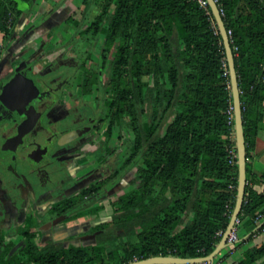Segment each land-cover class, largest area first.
Wrapping results in <instances>:
<instances>
[{"label":"trees","instance_id":"1","mask_svg":"<svg viewBox=\"0 0 264 264\" xmlns=\"http://www.w3.org/2000/svg\"><path fill=\"white\" fill-rule=\"evenodd\" d=\"M92 1L83 3L89 7ZM216 1L232 33L248 159L252 138L264 120V0ZM106 3L108 10L91 29L105 34V46L114 50L116 66L128 79L117 83L115 92L117 124L126 116L131 134L129 189L114 201L107 219L84 232L87 242L80 245L51 238L35 242L33 224L23 228L20 243L5 239L0 230V264L202 258L216 249L229 226L239 179L238 159L230 164L227 139L233 94L223 38L210 6L203 9L196 0ZM28 10L18 0H0L5 38ZM248 173L247 162L249 180ZM262 178L264 183V174ZM263 216L264 192L247 184L237 246L264 232ZM233 264H264V244L247 248Z\"/></svg>","mask_w":264,"mask_h":264},{"label":"flooded vegetation","instance_id":"2","mask_svg":"<svg viewBox=\"0 0 264 264\" xmlns=\"http://www.w3.org/2000/svg\"><path fill=\"white\" fill-rule=\"evenodd\" d=\"M58 24L53 16L32 23L31 31L19 40L22 52L0 72V226H5L6 218L20 222L30 211L37 220L46 217L40 221L44 230L56 231L40 239L69 245L76 244L77 237L87 242L75 222L77 215L87 213L91 223L95 221L91 208L111 191L127 192L133 172L127 162L129 129L125 128L120 151L111 146L116 128L105 106L109 92L105 49L92 70L85 60L65 56L78 50L76 41L69 40L61 52L37 48L34 36ZM15 77V87L5 92ZM76 156L90 162L83 176L71 167ZM77 188L80 191L73 193ZM49 206L53 215L47 217ZM37 207L44 208L43 213ZM65 224L72 240L62 237Z\"/></svg>","mask_w":264,"mask_h":264},{"label":"rangeland","instance_id":"3","mask_svg":"<svg viewBox=\"0 0 264 264\" xmlns=\"http://www.w3.org/2000/svg\"><path fill=\"white\" fill-rule=\"evenodd\" d=\"M19 1V6L24 9H29L27 18H23L21 22V26L23 24V28L20 30V39L26 33L31 31L32 23H41L42 21L46 20L48 17L53 16V21H59L60 24L53 26L48 30L45 34H37L34 36L35 41L34 44L37 45V48H43V50H49V48L54 47L57 48V52H61V49L66 47L69 40H73L77 42L75 52H71L70 54H65V56H75L76 59L79 61H86L87 65L90 69H94L97 61L100 59V54L102 49H105L106 53V61H105V77L108 79V94L106 95V103L105 106L107 108V117L110 119L111 123L115 125L116 128V136L111 140V146L120 151L122 149V143L126 137V130L125 126L128 122V118L123 116V123L122 125L117 124L116 120V100L118 99V95L116 94L114 87L117 83L126 84L128 79L125 76V72L123 69H120L116 66L114 50H108L107 47H104L105 43V34H97L96 28L91 29V25L95 23V21L108 10V6L106 0H95L92 1L89 7L83 3V0H34V4L29 7V5L21 0ZM46 2V8L44 11L40 12L42 8L40 6ZM36 3V4H35ZM107 27L108 24L105 23ZM60 49V50H59ZM42 50V51H43ZM59 50V51H58ZM56 54V52H53ZM16 57L12 58V61H15ZM8 64V60L6 61L5 65ZM225 70V68H224ZM105 129V125L103 124L101 127V131ZM119 135H122L123 138H119ZM114 160V157L111 158ZM90 162L87 158H83L80 156H76L73 163L72 168L74 171L77 172L78 176H83L87 174L90 170L89 168ZM125 164L120 169H123ZM107 169V168H103ZM130 177H128L127 183H129ZM88 183V181L86 182ZM80 189H73V193H78ZM119 193L115 191H111L108 195L101 198L98 203L91 208L93 211L92 218L95 219L91 223V219H89L87 213H79L77 215L78 226L81 232L88 231L89 228H92V224L96 223L97 221H101L102 219H107L113 211V203L117 199ZM83 199V197H81ZM53 206H49L47 211V217L52 216L51 208ZM37 210L40 213H43L44 208L37 207ZM91 217V216H90ZM46 217H41L39 220L37 216H34L32 212H28L25 214V217L22 221H15L13 218H6L5 226L1 227L0 230L2 232V237L8 240H14L17 243L22 242L21 232L23 228L28 227L29 225L33 224L34 229L37 232L38 238L35 239V242H39L41 236L51 235L53 233L49 228L48 230H44V226H40L42 219L44 220ZM240 224L237 226L239 229ZM68 224L63 225L61 230H65L62 237L64 240H72V235H68L66 233V228ZM56 232V231H55ZM241 231L238 230V235ZM77 245H80L83 240L77 237L75 242ZM264 244V232L261 234L256 235L252 241L248 242L244 247L240 246H232L228 249L224 250L212 264H233L242 259L244 251L253 246Z\"/></svg>","mask_w":264,"mask_h":264},{"label":"water","instance_id":"4","mask_svg":"<svg viewBox=\"0 0 264 264\" xmlns=\"http://www.w3.org/2000/svg\"><path fill=\"white\" fill-rule=\"evenodd\" d=\"M210 8L215 17L216 23L220 30V33L223 38L224 47L227 56V62L230 72L231 78V87L233 94V105L235 109V132H236V143H237V151H238V168H239V179H238V188H237V199L235 208L229 223V226L224 233L219 245L216 249L207 257L202 258H179V257H151L149 259L135 261L130 264H197V263H213L216 258L221 254L222 251L228 249L230 247V243L228 242L229 237L232 231L235 229L237 221L239 220V216L242 212L245 196H246V188L248 184L247 178V145H246V137H245V129H244V120H243V112H242V103H241V93L239 88L238 75L236 70L235 56L233 52V48L231 45V38L229 36V32L227 31L226 24L223 19V15L218 6L216 0H208ZM5 68V61L0 65V72H2ZM16 77L8 82L5 86V92L9 91L11 88H14L16 85ZM262 226V225H261Z\"/></svg>","mask_w":264,"mask_h":264},{"label":"crops","instance_id":"5","mask_svg":"<svg viewBox=\"0 0 264 264\" xmlns=\"http://www.w3.org/2000/svg\"><path fill=\"white\" fill-rule=\"evenodd\" d=\"M46 7L42 8L44 11ZM29 18V15H25V18ZM22 22V21H21ZM24 24V23H23ZM23 24H18L15 28L12 36L7 39L3 32H0V65L11 57L18 55L22 52L23 46H20V30L23 28ZM262 109L264 112V100L262 103ZM253 146L250 151V156L247 159L249 164L248 184L253 187L259 193L264 192V183L262 175L264 174V120L260 124L256 136L252 138ZM264 224V216L260 220Z\"/></svg>","mask_w":264,"mask_h":264},{"label":"built area","instance_id":"6","mask_svg":"<svg viewBox=\"0 0 264 264\" xmlns=\"http://www.w3.org/2000/svg\"><path fill=\"white\" fill-rule=\"evenodd\" d=\"M200 7L203 9H208L209 2L208 0H196ZM221 10V9H220ZM221 13L223 14V11L221 10ZM231 31L229 32V36H231ZM237 50V48H236ZM228 113V124L231 126V132L230 135L227 137V139L230 142L229 145V155H230V164L234 166L238 159V151H237V143H236V132H235V109L234 105H231L227 111ZM231 190L235 189L234 185L230 186ZM240 224V220L237 221L235 229L232 231L228 242L230 243V247L235 246L239 242V235H238V228L237 226ZM197 264H212V263H197Z\"/></svg>","mask_w":264,"mask_h":264}]
</instances>
